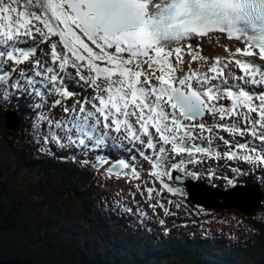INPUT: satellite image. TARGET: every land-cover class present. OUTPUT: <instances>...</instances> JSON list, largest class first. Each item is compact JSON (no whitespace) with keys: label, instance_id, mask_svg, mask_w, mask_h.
I'll return each mask as SVG.
<instances>
[{"label":"snow or ice","instance_id":"obj_1","mask_svg":"<svg viewBox=\"0 0 264 264\" xmlns=\"http://www.w3.org/2000/svg\"><path fill=\"white\" fill-rule=\"evenodd\" d=\"M220 37L245 47L232 52L224 45L223 61L185 71L186 55L207 63L203 42ZM26 62L31 69L17 67ZM17 97L39 110L32 127L41 150L55 144L89 157L95 151L97 168L109 164L108 155H99L102 146L138 152L150 166L149 179L135 187L148 201L164 191L186 197L169 181L200 179L204 157L237 161L229 165V185L244 175L241 162L258 169L264 183V0H0V105ZM49 97L64 117L45 109ZM221 132L251 140L232 141ZM135 161L121 153L105 174L139 181ZM157 205L169 211L159 199L150 204Z\"/></svg>","mask_w":264,"mask_h":264},{"label":"trees","instance_id":"obj_2","mask_svg":"<svg viewBox=\"0 0 264 264\" xmlns=\"http://www.w3.org/2000/svg\"><path fill=\"white\" fill-rule=\"evenodd\" d=\"M21 106L6 104L18 112V126L13 131L0 127L1 258L35 264H264V201L248 215L234 209L221 211L241 216L250 231L244 236L217 234L208 219L215 210L197 213L178 228L166 219L152 225L143 214L131 217L125 210L134 209L130 199L110 195L129 182L94 169L79 148L59 149L53 144L44 145L51 152L41 150L33 136L36 115L25 113ZM53 116L61 118L57 113ZM99 155L109 156L105 149ZM91 157L97 158V153ZM144 181L142 174L141 180L131 182ZM217 185L223 187L222 182ZM231 221L229 225L235 226ZM114 240L118 245L113 246ZM234 256L244 259L236 257L237 261Z\"/></svg>","mask_w":264,"mask_h":264},{"label":"rangeland","instance_id":"obj_3","mask_svg":"<svg viewBox=\"0 0 264 264\" xmlns=\"http://www.w3.org/2000/svg\"><path fill=\"white\" fill-rule=\"evenodd\" d=\"M31 43V42H29ZM223 46V45H222ZM39 47L41 49H44L46 48L45 45H39ZM211 49V48H210ZM209 50V49H208ZM218 47H215L214 49L210 50L208 53L214 57V59L216 57H220L221 60L223 61L225 58V52L224 51H218ZM204 55V53H202ZM37 58H40L42 61L43 60H46L48 59V57H44V56H39ZM249 59H253V58H249ZM214 61V60H213ZM199 62L196 61L194 63H197ZM260 62V61H259ZM258 62V63H259ZM233 66L235 67V65L233 64ZM4 67H8V65H4ZM185 71L188 70L189 67H191L192 69H200V64L199 65H196V64H192L191 62H185ZM21 68H25V69H31L32 68V65L30 63H25L23 65H21ZM236 71L238 70L237 67H235ZM202 70V69H201ZM239 71V70H238ZM30 74V73H29ZM90 92V89H85V92L83 93V95H88ZM79 97V96H78ZM80 98V97H79ZM49 99H53L52 97H49ZM1 109V107H0ZM210 122V121H209ZM0 124H2V127H3V116L1 115V118H0ZM248 136L246 137H243V138H247ZM240 138L239 136H236V137H233L229 134L228 136V139H238ZM258 143V142H257ZM126 148H130L131 146L126 144L124 145ZM222 146V149H224V145L221 144ZM123 150V149H121ZM134 151V150H133ZM223 159V158H222ZM220 160V163H219V166L216 164V162L214 160H208L206 162H208V164L205 166L207 167L209 170H212V169H215L216 170V177H220V178H223V179H226L225 178V175L226 174H229V175H232L233 173L231 172V169L229 167V165L231 164L232 166H235L237 165V161L233 160V161H227V160ZM241 162L240 165L244 166L246 163H243ZM200 167V166H199ZM204 167V168H205ZM202 168V169H204ZM227 180V179H226ZM126 185V184H125ZM131 186V185H129ZM157 186V185H156ZM134 187V186H133ZM123 189H124V186H123ZM130 190H133V188L131 187ZM134 193V192H133ZM111 195V194H110ZM132 195V193H131ZM144 197V195H141L139 191L136 190L135 192V197H134V200L138 201L141 205H144V202L142 200L141 197ZM168 200H172L173 203L171 205H169L167 203ZM153 200L149 201V202H152ZM160 203H164L165 204V207L167 209H169V211L167 213H170V216L168 217L167 215H165L164 217V220L167 219V217L169 218L170 221L172 222H178L179 224H177V227H179L180 225H183L187 222H189L190 220V217L192 218V214H191V211L189 210V205L186 203V202H183L182 200H180L179 198H176V197H169L165 200H161ZM176 203H179L181 205V207L179 209H177L175 207V204ZM147 204V203H146ZM156 204V203H155ZM157 207H159L157 205ZM155 208L156 212H155V215H159L160 213H166L165 212V209H160V208ZM214 209V208H212ZM201 212H205L206 209H203L201 208L200 209ZM209 213V212H208ZM241 216L239 214H236V213H224V212H216V213H209V221H210V224H211V227L214 228L215 230H217L219 233H226V230L228 229L229 227V224H232L233 222L231 221V219L234 221V224L235 226L238 227V229H240L241 231L245 230L246 227L244 226V223H243V220L240 218ZM213 220V221H212ZM115 241V240H114ZM129 257L127 255H123V257ZM22 261H26V260H22Z\"/></svg>","mask_w":264,"mask_h":264},{"label":"water","instance_id":"obj_4","mask_svg":"<svg viewBox=\"0 0 264 264\" xmlns=\"http://www.w3.org/2000/svg\"><path fill=\"white\" fill-rule=\"evenodd\" d=\"M18 123V118L15 114L7 116L5 123L7 128H12ZM184 179L182 182H185ZM190 188L191 199L202 204L205 207H214L217 209L234 208L241 210L244 213H250L260 205L262 199V192L260 184L255 183L252 185L237 186L227 192L221 193L216 189H212L209 186H205L202 183L188 182ZM218 196L223 197V201L218 202L216 199ZM0 264H33L29 261H22L16 257L0 258Z\"/></svg>","mask_w":264,"mask_h":264},{"label":"bare ground","instance_id":"obj_5","mask_svg":"<svg viewBox=\"0 0 264 264\" xmlns=\"http://www.w3.org/2000/svg\"><path fill=\"white\" fill-rule=\"evenodd\" d=\"M216 38H214V40H215ZM227 41H229L228 39H226L225 37H220L219 38V43H223V42H227ZM207 43H209L208 41H204L203 42V45H205V44H207ZM228 177H230L229 175H228Z\"/></svg>","mask_w":264,"mask_h":264},{"label":"clouds","instance_id":"obj_6","mask_svg":"<svg viewBox=\"0 0 264 264\" xmlns=\"http://www.w3.org/2000/svg\"><path fill=\"white\" fill-rule=\"evenodd\" d=\"M1 258V257H0Z\"/></svg>","mask_w":264,"mask_h":264}]
</instances>
